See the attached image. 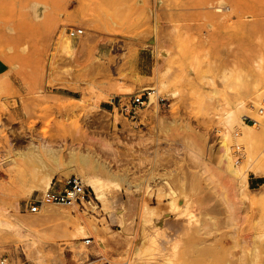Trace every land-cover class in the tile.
I'll use <instances>...</instances> for the list:
<instances>
[{"label":"rangeland","instance_id":"374dc122","mask_svg":"<svg viewBox=\"0 0 264 264\" xmlns=\"http://www.w3.org/2000/svg\"><path fill=\"white\" fill-rule=\"evenodd\" d=\"M0 64V259L264 264V0H0Z\"/></svg>","mask_w":264,"mask_h":264},{"label":"built area","instance_id":"2783aa9c","mask_svg":"<svg viewBox=\"0 0 264 264\" xmlns=\"http://www.w3.org/2000/svg\"><path fill=\"white\" fill-rule=\"evenodd\" d=\"M68 33L72 36L83 33L82 29H69ZM145 94H139L134 97H122L118 100V107L122 114L132 119L138 115L139 108L145 105ZM91 191L78 176H71L61 184H53L41 194L32 195L26 202L25 209L32 213H39L41 208L48 203H61L69 206L79 205L85 207L86 202H90ZM93 238H85L87 245L92 243ZM0 264H20L10 258H1ZM88 264H115L109 258L103 256H94Z\"/></svg>","mask_w":264,"mask_h":264},{"label":"bare ground","instance_id":"6f19581e","mask_svg":"<svg viewBox=\"0 0 264 264\" xmlns=\"http://www.w3.org/2000/svg\"><path fill=\"white\" fill-rule=\"evenodd\" d=\"M64 46L65 47H71V44H70L69 41H67V42H65ZM44 215L47 218L57 217V216L54 215V213L49 212L47 209L44 211ZM72 225H73V230H74V233L72 234V239H80L81 234L87 232L88 230H91V229L96 228V223H94L91 220L83 219L82 217L81 218L74 219L72 221ZM99 237L102 239L103 242H106L107 241V238L106 237H104V236H99ZM56 250H57L56 244L55 245L48 244V245H46V246L38 249L35 253L43 254L45 251H47L49 253V256L55 257L54 254L56 253ZM54 264H65V261H63V260H57L56 257H55Z\"/></svg>","mask_w":264,"mask_h":264},{"label":"crops","instance_id":"0c3cea01","mask_svg":"<svg viewBox=\"0 0 264 264\" xmlns=\"http://www.w3.org/2000/svg\"><path fill=\"white\" fill-rule=\"evenodd\" d=\"M2 70V65L0 64V71Z\"/></svg>","mask_w":264,"mask_h":264}]
</instances>
